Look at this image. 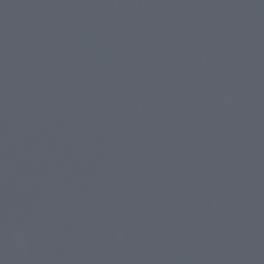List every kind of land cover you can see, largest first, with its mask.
Wrapping results in <instances>:
<instances>
[{
  "label": "water",
  "instance_id": "1",
  "mask_svg": "<svg viewBox=\"0 0 264 264\" xmlns=\"http://www.w3.org/2000/svg\"><path fill=\"white\" fill-rule=\"evenodd\" d=\"M0 264H264V0H0Z\"/></svg>",
  "mask_w": 264,
  "mask_h": 264
}]
</instances>
